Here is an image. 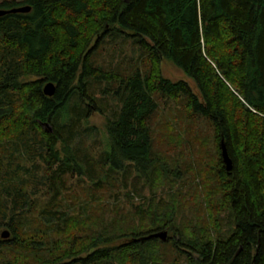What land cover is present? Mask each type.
<instances>
[{
    "label": "trees",
    "instance_id": "trees-1",
    "mask_svg": "<svg viewBox=\"0 0 264 264\" xmlns=\"http://www.w3.org/2000/svg\"><path fill=\"white\" fill-rule=\"evenodd\" d=\"M22 6L0 17V264H264V0L0 2ZM120 34L140 56L106 68L99 52ZM166 59L198 93L164 77ZM98 91L117 102L106 143L74 150L92 111L106 113ZM163 102L193 137L199 121L213 130L212 160L199 138L182 150L183 134L180 157L155 150ZM161 231L166 242L144 240Z\"/></svg>",
    "mask_w": 264,
    "mask_h": 264
},
{
    "label": "rangeland",
    "instance_id": "rangeland-1",
    "mask_svg": "<svg viewBox=\"0 0 264 264\" xmlns=\"http://www.w3.org/2000/svg\"><path fill=\"white\" fill-rule=\"evenodd\" d=\"M5 0H0V2H3ZM23 1V0H18ZM102 50L99 52V63H101L102 66L108 68L114 66L116 68H123L127 70V68H131L130 66L133 64L132 61L135 60L140 56L139 51H137L136 45L133 43V40L130 37H125L124 35L120 34L119 36L112 37L111 39H108L103 45ZM133 59V60H132ZM127 67V68H126ZM131 70V69H130ZM162 71L165 78L170 79L171 81H185L187 82L190 87L193 89L194 93H198V89L195 85V82L193 79L188 77L180 68H178L172 61L166 59L162 62ZM88 91L91 93L94 91V86H103V83L99 82H87ZM96 99L100 101L101 99L104 100V97L100 94L101 91L97 92ZM108 96V95H107ZM105 96V97H107ZM110 97V96H109ZM112 97V96H111ZM110 97V98H111ZM117 97V95H116ZM117 104L116 100L109 101L108 103H105L104 100V106L106 107V113L101 114L100 112L93 110L92 115L87 119V121L83 122V127H85V131L83 130V133L75 143L73 144V149H78L79 147L84 149H90L94 152H101L103 145L106 143V137L104 135V125L107 121V118L112 117V107ZM160 111L155 116L152 127L154 129V141H155V150L158 152L165 153L167 151L177 152L180 153V148L183 150L186 147H190L191 143L193 141V144L195 146L199 147V140L204 144V146L207 149V155L206 160H212L215 156L216 152V144L214 142V132L213 130L203 122L199 121L198 124H194L193 129L196 131L195 137H193V132L190 130L189 125L184 122V119L180 117L181 113L183 116V112L181 107L178 105H175L173 102H167L166 104L163 102L161 104ZM104 108V107H103ZM168 124H172L175 129L173 131H176L175 133H171L170 130H168ZM45 129L49 130L52 129L49 124H45ZM91 128H96L97 130L93 133H88V130ZM183 134L185 138V146L178 147L177 146V139L175 135ZM192 134V135H191ZM194 138V139H193ZM205 139V140H204ZM85 142V143H84ZM85 145V147H84ZM84 147V149H83ZM62 149V145L60 146ZM181 150V151H182ZM186 152V151H184ZM188 154L191 153V151H187ZM193 152V151H192ZM181 153L178 155L180 157ZM197 158V155H194L193 159ZM78 191H81V189H78ZM78 207V206H74ZM72 213H74V210L72 208ZM226 222V217L224 218ZM231 221L228 217L227 223H225V230L224 235L222 239H226L230 232L227 231L230 227ZM3 232H9L8 229L3 228L1 231V234ZM10 233V232H9ZM10 236L6 239L2 238L0 236V239L8 240ZM170 249V248H168ZM168 257L174 258L175 253L172 251H168Z\"/></svg>",
    "mask_w": 264,
    "mask_h": 264
},
{
    "label": "water",
    "instance_id": "water-1",
    "mask_svg": "<svg viewBox=\"0 0 264 264\" xmlns=\"http://www.w3.org/2000/svg\"><path fill=\"white\" fill-rule=\"evenodd\" d=\"M31 11V6H22V7H18V8H14L11 10H0V17L6 15V14H27ZM44 94L48 97H53L56 91V86L54 83H48L47 85H45L44 89ZM49 131H51V129H49ZM221 157L223 159V162L225 164L226 170L230 171L232 169V159L229 156L227 147L224 143V141L221 142ZM10 236L9 232H3L1 234L2 238H8ZM168 238V232L167 231H161L158 233H154L151 234L149 236L144 237V240H152V239H159L162 242H166Z\"/></svg>",
    "mask_w": 264,
    "mask_h": 264
}]
</instances>
